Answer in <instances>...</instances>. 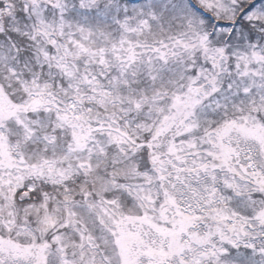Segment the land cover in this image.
Wrapping results in <instances>:
<instances>
[{"label":"snow or ice","instance_id":"1","mask_svg":"<svg viewBox=\"0 0 264 264\" xmlns=\"http://www.w3.org/2000/svg\"><path fill=\"white\" fill-rule=\"evenodd\" d=\"M0 264H264V0H0Z\"/></svg>","mask_w":264,"mask_h":264}]
</instances>
